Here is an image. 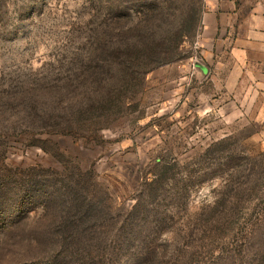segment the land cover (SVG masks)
I'll return each mask as SVG.
<instances>
[{
    "label": "rangeland",
    "instance_id": "374dc122",
    "mask_svg": "<svg viewBox=\"0 0 264 264\" xmlns=\"http://www.w3.org/2000/svg\"><path fill=\"white\" fill-rule=\"evenodd\" d=\"M105 1L0 0V264H264V78H228L199 25L101 109L119 87L101 34L130 21ZM189 1L164 0L167 19ZM75 189L115 218L137 204L128 254L71 240Z\"/></svg>",
    "mask_w": 264,
    "mask_h": 264
},
{
    "label": "trees",
    "instance_id": "16d2710c",
    "mask_svg": "<svg viewBox=\"0 0 264 264\" xmlns=\"http://www.w3.org/2000/svg\"><path fill=\"white\" fill-rule=\"evenodd\" d=\"M102 1L105 0H98V2ZM197 1H189L186 10L174 15L173 18L176 20L173 23L167 19L164 0L105 1L110 3L107 8L116 18L124 19L126 16L130 21L123 20L119 27L117 25V28H121V33H117L118 36L114 40L111 30H114L115 26L101 34L100 51L104 53V60L107 59L105 60L107 67L104 66V69L110 77L117 76L119 82V87L110 90L111 93L99 101L101 109H107L108 106L111 108L117 103L124 104L128 96L126 93L123 94V90L130 91L142 83L150 71L179 58L182 40L197 31L200 25L203 0ZM132 12L137 13L138 16L134 17ZM118 22L121 23L122 20ZM95 109L99 108L95 107ZM59 127L63 129V126ZM79 195L82 197V194L75 189L71 204L74 215L72 219L67 220L71 228V240L77 242L78 235L84 233L83 236L88 237L89 240L94 237L100 238L107 250L113 246L115 249L121 248L125 254H128L127 242L131 245L135 239L133 223L128 221L137 213V204L132 210H127L128 216L124 214V219H120L113 216L115 205L105 201L104 205L98 206L91 198L87 202L80 201Z\"/></svg>",
    "mask_w": 264,
    "mask_h": 264
},
{
    "label": "crops",
    "instance_id": "0c3cea01",
    "mask_svg": "<svg viewBox=\"0 0 264 264\" xmlns=\"http://www.w3.org/2000/svg\"><path fill=\"white\" fill-rule=\"evenodd\" d=\"M195 44L218 66L235 63L228 78H264V0H203Z\"/></svg>",
    "mask_w": 264,
    "mask_h": 264
},
{
    "label": "water",
    "instance_id": "95a60500",
    "mask_svg": "<svg viewBox=\"0 0 264 264\" xmlns=\"http://www.w3.org/2000/svg\"><path fill=\"white\" fill-rule=\"evenodd\" d=\"M194 66L196 67V69H197V68H199V69H204V68H205L204 64H202V63L199 62V61H195V62H194Z\"/></svg>",
    "mask_w": 264,
    "mask_h": 264
}]
</instances>
